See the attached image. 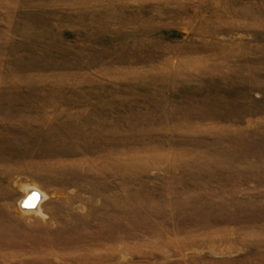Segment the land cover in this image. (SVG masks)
I'll return each instance as SVG.
<instances>
[{"label":"rangeland","instance_id":"1","mask_svg":"<svg viewBox=\"0 0 264 264\" xmlns=\"http://www.w3.org/2000/svg\"><path fill=\"white\" fill-rule=\"evenodd\" d=\"M0 264H264V0H0Z\"/></svg>","mask_w":264,"mask_h":264},{"label":"bare ground","instance_id":"2","mask_svg":"<svg viewBox=\"0 0 264 264\" xmlns=\"http://www.w3.org/2000/svg\"><path fill=\"white\" fill-rule=\"evenodd\" d=\"M32 192V191H31ZM31 192H29L26 196H28ZM35 193H37L36 195L33 194L32 196H30L29 198L26 199V201L24 202V206H26L27 208L25 209V212L26 213H29V212H34L35 209L33 206H36L37 205V199H38V194L41 195L39 192L35 191ZM36 196L37 199H32L33 196ZM26 196H24L22 199H24ZM41 199V198H40ZM22 201V200H21ZM20 201V203H21ZM29 208V209H28Z\"/></svg>","mask_w":264,"mask_h":264},{"label":"water","instance_id":"3","mask_svg":"<svg viewBox=\"0 0 264 264\" xmlns=\"http://www.w3.org/2000/svg\"><path fill=\"white\" fill-rule=\"evenodd\" d=\"M32 193H35V191H32L30 194H32ZM29 194V195H30ZM29 195L28 196H26L24 199H22V201H21V203H20V207L23 209V210H25L27 207L26 206H24V202L26 201V199L27 198H29ZM29 209V208H28Z\"/></svg>","mask_w":264,"mask_h":264},{"label":"snow or ice","instance_id":"4","mask_svg":"<svg viewBox=\"0 0 264 264\" xmlns=\"http://www.w3.org/2000/svg\"><path fill=\"white\" fill-rule=\"evenodd\" d=\"M32 199H37V197L34 195V196L32 197Z\"/></svg>","mask_w":264,"mask_h":264}]
</instances>
